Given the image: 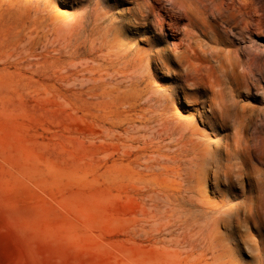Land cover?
Instances as JSON below:
<instances>
[{
	"label": "rangeland",
	"instance_id": "rangeland-1",
	"mask_svg": "<svg viewBox=\"0 0 264 264\" xmlns=\"http://www.w3.org/2000/svg\"><path fill=\"white\" fill-rule=\"evenodd\" d=\"M213 28L239 146L187 79ZM0 264H264V0H0Z\"/></svg>",
	"mask_w": 264,
	"mask_h": 264
},
{
	"label": "bare ground",
	"instance_id": "bare-ground-1",
	"mask_svg": "<svg viewBox=\"0 0 264 264\" xmlns=\"http://www.w3.org/2000/svg\"><path fill=\"white\" fill-rule=\"evenodd\" d=\"M191 10V9H190ZM192 11V10H191ZM174 13H177V11L176 12H174ZM194 12H192V14H193ZM198 13V12H197ZM196 13V15L195 16H198V14ZM201 13V12H200ZM159 14V13H158ZM168 14H170V13H168ZM189 15V14H188ZM201 15H203L202 13H201ZM175 16V15H174ZM177 16V15H176ZM200 16V15H199ZM204 17H205V15H203ZM170 17H172V15L170 16ZM178 17H179V15H178ZM208 17H210V18H213V19H220V20H223V21H227L229 18H228V16L226 15H224V14H222V13H218V14H216V13H213V14H211V16H210V14L208 15ZM177 18V17H176ZM200 19L202 18V17H199ZM175 19V18H174ZM197 19H198V17H197ZM208 19V18H207ZM178 20H180V19H178ZM216 21V20H215ZM229 21V20H228ZM161 22V21H160ZM177 22V21H176ZM176 22H173V23H176ZM177 24V23H176ZM176 24H174V26H173V28L175 29V25ZM179 25H177V27H178ZM162 27H164V26H162ZM161 27V28H162ZM172 27V26H171ZM173 28H171V29H173ZM108 29V28H107ZM232 29H234V28H232ZM176 30V29H175ZM174 31V30H173ZM107 32V31H106ZM109 32H111V31H109ZM205 32H206V34H207V36L209 35V31H207V30H205ZM104 33V32H103ZM174 34H176V32L174 33ZM206 36V37H207ZM115 37V36H114ZM117 38H113V40L115 41ZM211 39H212V42L213 43H215V45L214 46H211V53L210 54H199L198 55V59H199V61H200V65H199V67L196 69V71H197V73H195V75H191V74H194V73H190V72H192L190 69V75H189V73L187 74L188 75V77H187V79L188 80H191L192 79V77H190V76H193V77H195V83H197V86H198V88H197V90H200V86H203L205 83L203 82L204 80V78L206 77V75H205V77H202V75H201V72H199V71H202V70H205V71H207L208 72V75H209V77L211 76V77H213V81H211L212 83H211V87H212V89H213V98H212V103H211V107L213 108L212 109V117H213V115L215 116V118L216 119H218L219 118V120H220V123L223 125V126H225L226 125V123H227V121L229 120V119H231V118H233L235 121H236V123H237V127H236V131H235V133H234V136H235V143H236V145L237 146H239L241 143H243V141H244V135H245V133H246V126L247 125H245V117H244V113H245V111H246V109H245V107L243 106V107H239L238 105H237V103H238V100L236 99V97L238 96V95H240V96H243V93H242V91H240L239 90V85H240V80H239V78H238V76L236 75L235 76V71H236V68L238 67V65H237V63L236 62H234L232 59H231V57H230V52H225V54L224 55H222L221 53H222V50L221 49H219V45L221 44V43H223V41H222V39H221V37H220V34L216 31V29L215 28H213L212 29V31H211ZM104 40V39H103ZM121 41H123V40H121ZM104 42V41H103ZM193 42V41H192ZM113 43V42H112ZM115 43V42H114ZM99 44V43H98ZM119 45V44H118ZM123 45V44H122ZM130 45V44H129ZM181 45V44H180ZM120 46V45H119ZM174 46V45H173ZM179 46V45H178ZM192 46V45H191ZM197 46V45H196ZM195 46V47H196ZM121 47V46H120ZM182 47V46H181ZM116 48V47H115ZM152 48V47H151ZM174 48V47H173ZM190 48V47H189ZM124 49V48H123ZM129 49H131V48H129ZM128 49V50H129ZM182 49V48H181ZM93 50V49H92ZM122 50V49H121ZM121 50H118V52H120ZM138 50V49H137ZM137 50H135V52L137 51ZM152 50V49H151ZM206 50V49H205ZM96 51V50H95ZM125 52H127V51H125ZM124 52V53H125ZM144 52V51H143ZM156 52V51H155ZM173 52V51H172ZM206 52H207V50H206ZM98 53H100V52H98ZM122 53V52H121ZM120 53V54H121ZM137 53V52H136ZM145 53V52H144ZM144 53L143 54H141L142 56H144ZM154 53V52H153ZM193 53V52H192ZM191 53V54H192ZM199 53V52H198ZM175 54V53H174ZM115 56V55H114ZM124 56V55H123ZM133 56H137V55H133ZM138 56H140V54L138 55ZM173 56V55H172ZM182 56V55H181ZM189 56V55H188ZM192 56V55H191ZM184 57V56H183ZM116 58V57H115ZM115 58H113V59H115ZM139 58H141V57H139ZM155 58H157V57H155ZM155 58H154V60H155ZM188 58V57H187ZM107 59V58H106ZM112 59V60H113ZM134 59V58H133ZM149 59V58H148ZM174 59H175V57H174ZM184 59V58H183ZM94 60V59H93ZM109 60V59H108ZM154 60H152V61H154ZM191 60V59H190ZM88 61H90V60H88ZM107 61V60H106ZM172 61H173V59H172ZM181 61V60H180ZM84 62V61H83ZM94 62H96V61H94ZM146 62V61H145ZM151 62V61H150ZM156 61H154V63H155ZM175 62V61H174ZM188 62H190V61H188ZM78 63V62H77ZM98 63V62H97ZM135 63V62H134ZM153 63V62H152ZM172 63V62H171ZM177 63H178V61H177ZM117 64V63H116ZM151 64V63H150ZM176 64V63H175ZM186 64V63H185ZM155 65V64H154ZM166 65V64H165ZM179 65V64H178ZM83 66V65H82ZM139 66V65H138ZM158 66V65H157ZM156 66V67H157ZM161 66V65H160ZM74 67H77V66H74ZM143 67V66H142ZM151 67V66H150ZM165 67V66H164ZM182 67V66H181ZM180 67V68H181ZM86 68V67H85ZM136 68H137V66H136ZM81 69V68H80ZM105 69V68H104ZM102 70L101 69V71L100 72H102V71H104V72H106L105 70ZM134 69V68H133ZM154 69V68H153ZM160 69V68H159ZM70 70H72V69H70ZM77 70V69H76ZM90 70V69H89ZM93 70V69H92ZM95 70V69H94ZM158 70V69H157ZM91 71V70H90ZM95 71H97V70H95ZM141 72H142V70H140ZM159 71V70H158ZM157 71V72H158ZM245 71V70H244ZM84 72H86V71H84ZM92 72V71H91ZM108 72V71H107ZM106 72V73H107ZM119 72V71H118ZM117 72V73H118ZM148 72V71H147ZM151 72V71H150ZM187 72V71H186ZM246 72V71H245ZM245 72L243 73V75L242 76H244L245 75ZM248 72H249V70H248ZM70 73V72H69ZM71 73H72V71H71ZM74 73V72H73ZM82 73V72H81ZM103 73V72H102ZM127 73H129V72H127ZM210 73V74H209ZM238 73H241V72H238ZM75 74V73H74ZM109 74H111V73H109ZM184 74V73H183ZM205 74V73H204ZM230 74H232V78L230 79ZM130 74H128V76H129ZM181 75V74H180ZM111 76H112V78H113V76L114 75H112L111 74ZM183 76V75H182ZM181 76V77H182ZM186 76V75H185ZM85 77V76H84ZM106 77V76H105ZM115 78L117 77V76H114ZM179 77V76H178ZM98 78V77H97ZM96 78V79H97ZM111 78V77H110ZM129 78V77H128ZM184 78V77H183ZM208 78V77H207ZM95 78H94V80L93 79H91V76H90V80H92V81H94L93 83H95V80H96ZM99 79V78H98ZM107 79V78H106ZM130 79H132V76H131V78ZM178 79V78H177ZM182 79V78H181ZM227 79H230V81H228ZM73 80H74V78H73ZM88 80V79H87ZM108 80V79H107ZM125 80H126V78H125ZM183 80V79H182ZM181 80V81H182ZM186 80V79H185ZM188 80H186L185 82H187ZM91 81V82H92ZM97 81V80H96ZM103 81H104V79H103ZM122 80H119V82H121ZM124 81V80H123ZM207 81V80H206ZM71 82V81H70ZM85 82V81H84ZM125 82V81H124ZM74 83V82H73ZM78 83V82H77ZM87 83V82H86ZM99 83V82H98ZM118 83V82H117ZM256 83V82H255ZM71 84V83H70ZM185 84V83H184ZM188 84V83H187ZM246 84H247V86H250V87H252V85H254V82L252 81V83H251V81H250V79H248L247 81H246ZM84 85V84H83ZM99 85V84H98ZM102 85V84H101ZM105 85V84H104ZM112 85V84H111ZM115 85V84H114ZM189 85V84H188ZM78 86V85H77ZM80 86V85H79ZM107 86V85H106ZM106 86H104V87H106ZM108 86H110V85H108ZM113 86V85H112ZM179 86H181V85H179ZM185 86H186V84H185ZM111 87V86H110ZM172 87V86H171ZM192 87H194V86H192ZM83 88V87H82ZM169 88H170V86H169ZM181 88V87H180ZM93 89V88H92ZM187 89V88H186ZM94 90V89H93ZM97 90V89H96ZM99 90H101V88H98V90L97 91H99ZM155 90V89H154ZM167 90V89H166ZM169 90V89H168ZM205 90V89H204ZM201 91V90H200ZM206 91V90H205ZM208 91H210V89L208 90ZM93 92V91H92ZM96 92V91H95ZM177 92V91H176ZM180 92H181V90H180ZM185 92V91H184ZM196 92V91H195ZM201 94V93H200ZM104 95H107V94H104ZM104 95H103V97H104ZM109 95H111V94H109ZM178 95V94H177ZM198 95V94H197ZM204 95V94H203ZM203 95H201V96H203ZM206 95V94H205ZM204 95V96H205ZM211 95V94H210ZM208 96V95H207ZM112 97V96H111ZM107 98H109V97H107ZM172 98V97H171ZM105 99V98H104ZM208 99V98H207ZM157 100V99H156ZM172 100V99H171ZM209 100V99H208ZM114 101V100H113ZM145 101H146V99H145ZM155 101V100H154ZM162 101V100H161ZM198 101V100H197ZM207 101V100H206ZM210 101V100H209ZM177 102V101H176ZM107 103H108V101H107ZM153 102H150V104H152ZM156 103V102H155ZM158 103V102H157ZM207 103V102H206ZM68 104V103H67ZM114 104V103H113ZM197 104H199V102L197 103ZM208 104H209V102H208ZM108 105H111V104H109L108 103ZM160 105V104H159ZM158 105V106H159ZM242 106V105H241ZM133 108H135V107H133ZM161 108V107H160ZM130 109H132V108H130ZM163 109V108H162ZM164 109H165V107H164ZM173 109V108H172ZM210 110V109H209ZM130 111V110H129ZM128 112V111H127ZM142 112V111H141ZM211 113V112H210ZM142 115H144V114H142ZM163 115H166V114H163ZM170 115V114H169ZM199 115V114H198ZM205 115V114H204ZM166 117V116H165ZM164 117V118H165ZM167 118V117H166ZM203 118V117H202ZM204 120H205V118H203ZM157 120V119H156ZM106 121V120H105ZM112 121V120H111ZM107 122H109V121H107ZM113 122V121H112ZM205 122H207L206 120H205ZM103 123V122H102ZM101 123V124H102ZM106 123V122H105ZM117 123V122H116ZM119 123V122H118ZM160 123V122H159ZM158 123V124H159ZM113 124V123H112ZM114 124H115V122H114ZM124 124H126V123H124ZM131 124V123H130ZM129 124V125H130ZM175 124V123H174ZM110 125V124H109ZM120 125V124H119ZM147 125V124H146ZM178 125V124H177ZM182 125V124H181ZM184 125L186 126L187 124H185L184 123ZM91 126V125H90ZM99 126V125H98ZM104 126V125H103ZM112 126V125H111ZM115 126V125H114ZM124 126V125H123ZM152 126V125H151ZM160 126V125H159ZM162 126V125H161ZM113 127V126H112ZM119 127V126H118ZM153 127V126H152ZM184 127V126H183ZM189 127V126H188ZM99 129L101 128V127H98ZM117 128V127H116ZM143 128V127H142ZM148 127H146V129H147ZM154 128H156V127H154ZM153 128V129H154ZM176 128H178V126H176ZM186 128H187V126H186ZM234 128V127H233ZM105 128L103 127L102 129H100V130H98L97 129V132H102V130H104ZM145 129V130H146ZM155 130V129H154ZM189 130V129H188ZM88 131V130H87ZM106 131H107V128H106ZM132 131H134V130H132ZM151 131H152V129H151ZM175 131V129H174V127H171V128H167L166 129V134L168 133V134H172L173 132ZM103 132H105V130L103 131ZM98 133V134H105V133ZM158 132V131H157ZM112 133V132H111ZM114 133V132H113ZM111 134L112 136H115V134ZM116 133V132H115ZM192 133V132H191ZM117 135L116 136H118L119 137V139H120V137L122 136V138H123V135H121L120 133V135L121 136H119V134L118 133H116ZM109 135V137H110V134H108ZM131 135V134H130ZM112 136H111V138H112ZM146 137V136H148V135H143V137ZM96 137V136H95ZM124 137H127L126 139H129V137L130 136H125L124 135ZM189 137V136H188ZM84 138V137H83ZM87 138V137H86ZM95 139V138H94ZM93 139V140H94ZM124 139V138H123ZM135 139V135H134V137H133V140ZM97 140V139H96ZM95 140V141H96ZM98 140H99V138H98ZM145 140V139H144ZM228 140V139H227ZM90 141V140H89ZM92 141V140H91ZM106 142V141H111V140H104L103 139V142ZM115 141V140H114ZM117 141V140H116ZM121 141H124V140H121ZM135 141V140H134ZM147 141V140H146ZM162 141V140H161ZM100 142V141H99ZM98 142V143H99ZM112 142H113V140H112ZM118 142V141H117ZM117 142H115V143H117ZM145 142V141H144ZM151 142V141H150ZM88 143H90V142H88ZM107 143V142H106ZM121 143V142H120ZM135 143L136 142H134V146H135ZM117 144H119V143H117ZM181 144V143H180ZM183 144V143H182ZM223 144H224V141H223ZM223 144H220V145H223ZM119 145H121V144H119ZM125 145V144H124ZM144 145V144H143ZM214 145V144H213ZM225 145V144H224ZM223 145V146H224ZM126 146H128V145H126ZM132 146V145H131ZM156 146H158V145H156ZM151 147V146H150ZM161 147V146H160ZM165 147V146H164ZM108 148V147H107ZM127 148V147H126ZM125 148V146L123 147V149H126ZM129 148V147H128ZM132 149L134 148V147H131ZM130 148V149H131ZM147 148H149V147H147ZM167 148V147H166ZM201 148V147H200ZM215 148V147H214ZM224 148V147H223ZM223 148H221V149H223ZM228 148H229V146H228ZM173 149V148H172ZM108 150V149H107ZM128 150V149H127ZM135 150V149H134ZM138 150V149H137ZM150 150V149H149ZM153 150V149H152ZM155 150V149H154ZM153 150V151H154ZM211 150H213V149H211ZM216 150V149H215ZM117 151V150H116ZM148 151V150H147ZM217 151V150H216ZM220 151H222V150H220ZM224 151V150H223ZM222 151V152H223ZM110 152V151H109ZM124 152H126V151H124ZM130 151H128V153H129ZM142 152V151H141ZM157 152V151H156ZM212 152H215V151H212ZM218 152V151H217ZM225 152V151H224ZM143 153V152H142ZM226 153V152H225ZM106 154H108V153H106ZM211 154H213V153H211ZM218 154V153H217ZM222 154V153H221ZM220 154V155H221ZM109 155V154H108ZM160 155V154H159ZM215 156H218V155H215ZM92 157V156H91ZM94 157V156H93ZM163 157V156H162ZM165 157V156H164ZM167 157V156H166ZM213 157H214V154H213ZM226 157V156H225ZM170 158V157H169ZM217 158V157H216ZM141 159V158H140ZM171 159V158H170ZM218 159V158H217ZM222 159V158H221ZM225 159V158H224ZM142 160V159H141ZM163 160H164V158H163ZM162 160V161H163ZM174 160V159H173ZM181 160V159H180ZM184 160V159H183ZM161 161V162H162ZM176 161V160H175ZM141 162V161H140ZM142 163H144V162H142ZM141 164V163H140ZM214 164V163H213ZM159 165H161V163L159 162ZM158 165V166H159ZM211 167V166H210ZM207 169H209V168H207ZM186 171V170H185ZM191 171V170H190ZM208 171V170H207ZM209 172V171H208Z\"/></svg>",
	"mask_w": 264,
	"mask_h": 264
}]
</instances>
